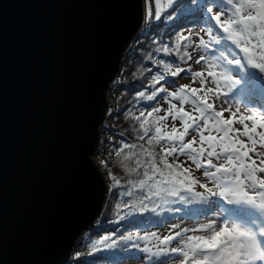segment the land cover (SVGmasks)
<instances>
[{
    "label": "snow or ice",
    "instance_id": "snow-or-ice-1",
    "mask_svg": "<svg viewBox=\"0 0 264 264\" xmlns=\"http://www.w3.org/2000/svg\"><path fill=\"white\" fill-rule=\"evenodd\" d=\"M151 4L149 0L142 18L146 27L141 32L145 36L155 31L165 11L162 0H154V13ZM166 7L171 11L165 20L178 18L179 9L180 16L191 14L193 22L206 27L202 29L204 35L195 33L196 41L192 32L180 34L172 48L161 41L156 51L192 61L186 49H201L206 54L198 55L194 63L204 67L199 71H193L191 65L172 70V60L153 61L163 66L167 76L157 71L151 76V93L145 88L136 95L157 103L159 97L168 107L150 106L147 113L141 111L132 117L139 122L136 131L143 143L121 141L115 157L127 179L109 169L113 182L109 191L120 188L123 191L116 193L117 198L135 197L131 205H123L132 209L128 216L133 212H155L160 204H174L178 206L169 211H183L187 216L192 211L187 206L193 205L201 215L213 219L162 237L151 233L120 239L148 240L150 235L158 241L143 248L132 245L145 254L147 264H166L167 260L178 264H264V103L253 104L257 90L264 91V0H167ZM132 51L135 54V49ZM148 57L152 59L151 51ZM147 71L151 73L152 69ZM181 73L192 79L183 85L171 80L177 85L176 91L161 83ZM197 83L199 87H194ZM229 96L237 101L235 106L224 107L222 102L217 107V101ZM240 101L245 104L243 112ZM190 132L195 135L189 139ZM181 156L185 159L180 160ZM102 164L108 167L109 162ZM193 170L201 172L206 182ZM178 227L172 225L173 229ZM173 240L178 246H171ZM116 244L112 240L107 247Z\"/></svg>",
    "mask_w": 264,
    "mask_h": 264
},
{
    "label": "water",
    "instance_id": "water-1",
    "mask_svg": "<svg viewBox=\"0 0 264 264\" xmlns=\"http://www.w3.org/2000/svg\"><path fill=\"white\" fill-rule=\"evenodd\" d=\"M143 0H0V264H66L102 212L93 156Z\"/></svg>",
    "mask_w": 264,
    "mask_h": 264
},
{
    "label": "trees",
    "instance_id": "trees-1",
    "mask_svg": "<svg viewBox=\"0 0 264 264\" xmlns=\"http://www.w3.org/2000/svg\"><path fill=\"white\" fill-rule=\"evenodd\" d=\"M144 2V15L149 6V0ZM152 11L155 12L154 0H152ZM165 12L171 11L165 6ZM180 10L177 9V17L171 21H165L162 17L161 21H157L158 27L155 31H150L148 36L141 32V26L137 36L131 42L130 47L124 53L118 75L109 90L107 91V99L109 103L108 113L105 121L101 124L102 142L94 154V161L100 167L106 182V193L102 206V212L94 221L93 225L82 232L80 237L75 241L70 258L66 264H120L122 260H126L130 255L140 256L144 259V253L138 252L132 245H139L143 248L145 245L152 246L158 241L153 240L150 235L148 240L133 239L132 241H123L120 238L127 235L133 237H143L146 234L155 233L156 230L164 227V225L175 219V212L169 211L175 207L172 204H160L155 212L151 210L143 213L133 212L131 216L127 214L132 212L131 207L125 208L123 205L128 203L131 205L135 197L121 195L117 198L116 193L123 191L120 188H113L109 191V186L113 183L109 177V169L117 176L125 177L124 170L119 165V160L115 157L116 150L121 146V141L130 143H143L138 140L136 129L139 122L132 117L138 115L139 112L151 110L150 106L157 107V101H147L140 99L136 94L147 88L148 94L153 90L150 84L151 76L157 71L164 73L163 66H158L153 61L164 60L165 62L172 60L171 69L175 70L181 63L177 57L167 56L163 52H157L156 48L160 47L161 41L166 43L170 48L174 46L177 35L184 34V30L194 28L197 22H193L194 18L191 14L179 15ZM202 24V23H201ZM202 27H206L202 24ZM139 38V39H138ZM156 43H152V41ZM188 47L186 50L189 52ZM135 49V54H133ZM152 52V59L148 57V52ZM185 49L181 48V54ZM143 57V59H141ZM151 68L149 73L147 69ZM174 77H168L169 82H161L166 88L172 83ZM119 81V83L117 82ZM159 87V85H157ZM163 94H161L162 96ZM158 101L160 98L158 97ZM264 103V95H255L253 104ZM160 115H162L160 113ZM108 161V167L102 164V161ZM127 179V177H125ZM117 204L120 205L117 208ZM152 205L149 204V209ZM178 214H184L180 212ZM125 216V219L120 217ZM109 237V239H105ZM112 240H116L117 244L114 248L107 247ZM130 253L127 257L123 253Z\"/></svg>",
    "mask_w": 264,
    "mask_h": 264
},
{
    "label": "rangeland",
    "instance_id": "rangeland-1",
    "mask_svg": "<svg viewBox=\"0 0 264 264\" xmlns=\"http://www.w3.org/2000/svg\"><path fill=\"white\" fill-rule=\"evenodd\" d=\"M166 4H167V0H162V8H165ZM214 11H215V9H214ZM166 15H167V13L164 11L162 13L163 19H164V16H166ZM165 21H171V20H165ZM204 28L205 27H202L201 23L197 22V25L194 28L184 30V34L185 33L189 34V32H192L193 33V40L196 41L197 38L195 36V33H200V35H204V31H202V29H204ZM189 52L192 54L193 60L192 61L181 60V63L177 67L187 68L189 65H191L193 71L202 70L204 65L203 64L196 65L194 63V60L197 58L198 55H203V54H206V53H204L203 50H201V49H194L192 47L189 48ZM191 79H192V77L189 74H186V73H181L180 76H177V77L173 78V80L177 81V84H179V85L189 84L191 82ZM193 86L194 87H199V84L197 83V84H195ZM168 89L170 91H176L177 90V85L176 84H171V85L168 86ZM256 94L257 95H264V91L257 90ZM224 101H226V102H224ZM222 102H223V106L224 107H228L229 105L235 106L237 104V101L235 99H232L231 96L223 98V101H217V107H219ZM240 104H241V111L243 112L245 104H244L243 101H240ZM157 107L167 108L168 104L166 103V101L164 99H160L159 103H157ZM186 108L188 110H190L191 106L187 105ZM161 114L163 115L164 113L161 112ZM228 115L229 114L226 112L225 116L227 117ZM167 123L169 125L172 123L171 118H169ZM176 123H177V126H179L180 122L176 121ZM236 127H240V125L237 124ZM192 135H195V133H191L190 132L188 138L190 139ZM184 159H185V157H183V156L180 157V160H184ZM185 166H187V165H185ZM193 174L196 177H199L202 182H206V181H204V178L202 177L201 172H197V171L193 170ZM209 186H211V185H209ZM198 190H202V189H198ZM172 205H174V204H172ZM177 206L178 205H175V207H177ZM187 208L188 209H192V211L187 216H185L184 214L175 213L176 214L175 215V219L172 222L164 225V227L156 230L155 233H157L159 236L162 237V236H165V235H169L170 233H173L175 231H179L181 228H195V227L198 226V224L207 223L210 219H213V217H211V216H203V215H201L199 212H197L195 210V206H193V205H188ZM174 224L175 225H179V227L173 229L172 225H174ZM191 234L192 233H188V235H191ZM197 234H200V233H197ZM171 246H178L177 240H173L171 242ZM137 257H140V256H137ZM163 259L164 258L161 257V260H163ZM120 264H147V261L145 259H143L142 257L136 258V256L130 255L129 258H127L126 260H122L120 262ZM166 264H178V262L175 261V260H167Z\"/></svg>",
    "mask_w": 264,
    "mask_h": 264
},
{
    "label": "built area",
    "instance_id": "built-area-1",
    "mask_svg": "<svg viewBox=\"0 0 264 264\" xmlns=\"http://www.w3.org/2000/svg\"><path fill=\"white\" fill-rule=\"evenodd\" d=\"M101 142H102V139H101V134H100L99 143L101 144ZM100 144H99V146H100Z\"/></svg>",
    "mask_w": 264,
    "mask_h": 264
},
{
    "label": "bare ground",
    "instance_id": "bare-ground-1",
    "mask_svg": "<svg viewBox=\"0 0 264 264\" xmlns=\"http://www.w3.org/2000/svg\"><path fill=\"white\" fill-rule=\"evenodd\" d=\"M107 113H108V111L106 112V115H107ZM101 127V126H100ZM100 133H101V131H100ZM70 258V257H69Z\"/></svg>",
    "mask_w": 264,
    "mask_h": 264
}]
</instances>
